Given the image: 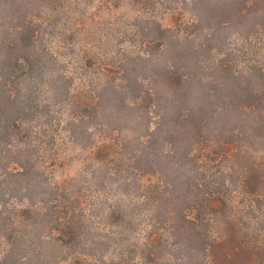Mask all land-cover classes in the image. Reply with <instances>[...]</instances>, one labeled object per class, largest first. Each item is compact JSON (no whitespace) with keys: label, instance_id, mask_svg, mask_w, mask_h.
<instances>
[{"label":"trees","instance_id":"1","mask_svg":"<svg viewBox=\"0 0 264 264\" xmlns=\"http://www.w3.org/2000/svg\"><path fill=\"white\" fill-rule=\"evenodd\" d=\"M0 264H264V0H0Z\"/></svg>","mask_w":264,"mask_h":264},{"label":"rangeland","instance_id":"2","mask_svg":"<svg viewBox=\"0 0 264 264\" xmlns=\"http://www.w3.org/2000/svg\"><path fill=\"white\" fill-rule=\"evenodd\" d=\"M162 13H163V11L158 12L157 15L158 16H161ZM139 46L140 45H134V48H139ZM230 46H231V48L234 49V55H233V57L234 56L235 57L233 59L235 61L233 59L231 60V61H233L232 63L234 64V68H236V69L241 68L242 67V51L240 49H241L242 44L240 42H238V41H235ZM236 49H239V50H236ZM76 166H77V163L76 162H73L67 168L63 169L62 171H63V173H65V172H68V173L70 172L71 173V172H73L75 170ZM240 199H241V197L239 196L235 200L236 201H239Z\"/></svg>","mask_w":264,"mask_h":264}]
</instances>
